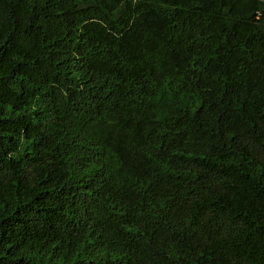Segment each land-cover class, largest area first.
<instances>
[{"label": "trees", "instance_id": "1", "mask_svg": "<svg viewBox=\"0 0 264 264\" xmlns=\"http://www.w3.org/2000/svg\"><path fill=\"white\" fill-rule=\"evenodd\" d=\"M0 264H264V0H0Z\"/></svg>", "mask_w": 264, "mask_h": 264}]
</instances>
